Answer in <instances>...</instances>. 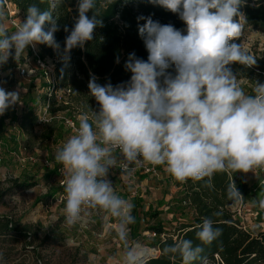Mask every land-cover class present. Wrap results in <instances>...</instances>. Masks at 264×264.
Wrapping results in <instances>:
<instances>
[{
	"label": "clouds",
	"instance_id": "obj_1",
	"mask_svg": "<svg viewBox=\"0 0 264 264\" xmlns=\"http://www.w3.org/2000/svg\"><path fill=\"white\" fill-rule=\"evenodd\" d=\"M45 2L48 8L42 10L39 3ZM104 2L110 6L115 0ZM146 2L178 15L185 28L161 24L152 15L137 16L147 60L129 53L124 69L131 76L115 86L110 81L101 85L96 76L91 77L88 88L99 111L91 109V116L85 113L75 134L54 156L65 177L64 224L72 228L88 208L109 215L117 224V237L125 242V264H137L140 259L137 250L127 245L129 225L135 223L134 204L116 193L107 178L110 170L119 165L131 176L135 167L148 163L163 166L174 179L187 182L217 172L231 175L264 168V83L255 82L250 95L230 67L256 64L241 44L231 42L242 34L240 9L246 0ZM39 3L28 6L26 19L14 32H9L0 12V66L9 59L17 61L29 46L59 47L54 12L64 0ZM76 9L71 31L64 28L66 54L82 48L93 39L94 30L104 26L98 0H77ZM18 103V91L0 87V116ZM226 194L234 202L244 198L233 179ZM258 203L264 209V199ZM197 228L201 244L179 240L166 245L164 253L179 254L183 264L201 258V245L211 244L221 229L210 217Z\"/></svg>",
	"mask_w": 264,
	"mask_h": 264
},
{
	"label": "trees",
	"instance_id": "obj_2",
	"mask_svg": "<svg viewBox=\"0 0 264 264\" xmlns=\"http://www.w3.org/2000/svg\"><path fill=\"white\" fill-rule=\"evenodd\" d=\"M7 1L16 6L24 20L27 17L28 6L32 3H39V0ZM76 3L77 0H64L62 6L54 12L60 29L54 33L55 41L59 45L58 48L38 44L36 45L37 51L33 52L31 46L28 47L29 55L33 54V58L36 60L45 62L47 58L54 59V68L51 72L41 71L43 77L41 83L45 93L39 97V102L41 105L47 106L49 115L62 114L61 130L63 132H68L65 119L72 120L79 126L80 119L78 118H83L85 113L91 116V109L99 111L100 106L95 98L90 95L88 88L89 80L93 75L98 78L97 83L103 85L110 81L115 86L127 81L131 76V73L124 69V62L129 53L134 51L138 57L147 60L148 53L138 35L137 16L152 15V18L161 24H172L180 30L185 28L184 22L179 19L178 15L148 4L146 0L143 2L142 0H127V3L125 0H115L110 6L106 5L104 0H98V10L101 13L100 18L103 20L104 26L97 27L94 30L93 39L87 41L82 48L76 47L66 54L65 37L68 33L64 31V28L67 27L71 31L74 25L75 17L78 15ZM39 6L42 10L48 8L46 2L39 3ZM240 11L244 14L241 17L244 26L264 33V0H246ZM0 12L7 20L8 13L4 3L0 6ZM92 14L91 11L87 13L89 17ZM139 23L142 24L144 21ZM49 27L50 25L46 23L45 31ZM8 30L9 32L16 31L13 25L8 27ZM259 54L261 57H254L256 64L253 66L233 63L237 69L247 72L252 83V89L254 83L257 82L254 81V77H257L260 83H264V51ZM117 57H119V63L116 62ZM3 69L8 70L10 67ZM46 75L53 80L54 91L51 94L46 91L51 86V82L45 78ZM14 76L13 73L7 74L0 78V81L8 84L14 80ZM22 84L19 86L26 89ZM252 89L250 95L254 94ZM29 102L26 101V105L22 104L20 110L23 112L26 107V112L22 113L21 117L16 112V106L0 116V155H2L0 161L12 163L15 157L9 154L12 152L17 154L20 147L18 137L8 135L5 120L8 118L14 126L17 125L21 129H26V124L32 128L35 122L37 123V114L34 111V104L37 100L31 98ZM48 134L50 138L53 137V132ZM5 158L7 161L4 160ZM27 162L31 164V167H28V170L24 169L17 178L11 179V185L3 188L0 181V200L5 194L36 186L37 181L41 178L49 180L53 174L58 175L59 167L55 164L49 169L44 162L39 165V163L32 162L30 158L27 159ZM40 171L43 172L42 177H40ZM170 177L172 176L170 175ZM232 179L244 197L242 201L250 200L253 196L251 187H248L244 175L237 176L235 172L231 175L217 172L200 181H178V186L182 188L179 192L180 199L178 201L181 205L188 206L192 215H181V218L173 220V230L170 232H166L165 222L162 221H158L155 225L145 229L152 235L149 241L150 247L156 248L158 253L142 264H183L179 254H165L163 249L166 245H172L179 240H191L194 245L201 244L196 238V232L199 230L197 226L202 223L205 217H210L214 221V226L221 229V234L211 244L201 245L204 249L201 258L194 261L193 264L207 262L213 264H264V229H258L253 233L250 229L243 228L240 219L233 215L228 208V206L236 203L229 200L226 194L227 186ZM64 183L51 185L38 201L65 196ZM137 202L134 203L132 213L135 222L138 221L136 215ZM215 213H219V215H215ZM156 214H151L153 219H157L158 215ZM132 225H129V228ZM162 234L164 237H161ZM36 235L37 232L32 230L31 225H22L8 215H0V240L10 236L27 240L35 238ZM131 236L134 238L132 233Z\"/></svg>",
	"mask_w": 264,
	"mask_h": 264
},
{
	"label": "rangeland",
	"instance_id": "obj_3",
	"mask_svg": "<svg viewBox=\"0 0 264 264\" xmlns=\"http://www.w3.org/2000/svg\"><path fill=\"white\" fill-rule=\"evenodd\" d=\"M5 10L7 11L6 7ZM240 20L242 23V18ZM13 21L20 25L24 21V17L20 12L15 17L7 15V20L5 19L6 27L13 25L17 30ZM232 42L241 44L243 49L255 58H260L259 53L264 51V33L244 25L242 34ZM31 49L33 52L37 51V46L31 47ZM8 67L10 69H3ZM230 67L234 75L243 79L248 94H250L252 83L247 72L237 69L233 64ZM53 68L54 59L47 58L45 62H39L33 58V54L29 55V48L21 54L17 61L9 59L7 64L0 66V78L10 73L15 75L14 80L8 84L0 81V86L7 91L19 92L20 103L15 106L20 117L22 113L26 112V107L21 112L22 104L26 105V101L29 102L31 98L37 100L34 104V111L37 116L43 112L44 107L39 102V97L45 93L41 83L43 81L41 71L51 72ZM22 71L23 73H21ZM45 78L47 79L48 76L46 75ZM254 81H258V78L254 77ZM19 84H22L26 89H23ZM61 115H48L44 121L35 122L32 128L26 124V129H21L17 125L14 126L8 118L5 120L8 135L17 136L20 147L17 154L13 152L9 154L15 157L12 163L0 161V181L3 188L11 185V179L20 176L24 169L28 170V167H31V164L27 162L29 158L32 162L39 163V165L47 161L49 169L54 164L60 169L58 175L53 174L49 180L41 178L37 181L38 184L30 189L18 190L15 193L2 196L0 215H8L22 225H31L32 230L37 232V235L35 238L27 240L11 236L1 239L0 264H119L125 262V242L117 237L115 231L117 224L109 215L88 208L82 212L81 221L69 228L64 224L65 196H57L55 199H48L47 201H38L39 198L45 195L51 185L65 182L62 165L55 161L54 156L57 149L73 134L69 129L68 132L61 130ZM51 132H53L52 138L54 140L49 137L48 133ZM4 160L7 161L6 158ZM40 173V177H42L43 172L40 171ZM142 179L143 177H140L139 182ZM171 179L172 185L170 187H168V184L162 186L161 192H163V196L167 195L168 201L165 204L160 203L161 208L157 206L160 201L153 199V193H150L149 190L146 189L144 193H137V191L134 193V189L129 190V192L126 190L119 192L120 189H123V181L115 179L118 181L116 183L114 180L113 187L118 195L130 200L133 204L138 201L136 214L138 221L129 228L128 247L140 246L151 253H156L158 250L149 245L152 235L145 229L155 225L158 221H162L165 222L166 232H170L173 230V220L181 218V215H192L191 209L188 206L181 205L178 201L180 199L179 192L182 188H179L176 179L173 177ZM109 180L111 181V178ZM132 186L134 187V185ZM255 192L254 195L258 199H262L264 197V186L256 189ZM152 213H157V219L152 218ZM263 222L264 209L255 215L250 225V231L253 233L257 231L259 229L257 226ZM68 241H72V243L69 244ZM204 264L213 263L207 262Z\"/></svg>",
	"mask_w": 264,
	"mask_h": 264
},
{
	"label": "built area",
	"instance_id": "obj_4",
	"mask_svg": "<svg viewBox=\"0 0 264 264\" xmlns=\"http://www.w3.org/2000/svg\"><path fill=\"white\" fill-rule=\"evenodd\" d=\"M3 3H4V6L6 7V9L8 11L7 13H8L9 17H15V15L19 14V10L16 8V6L14 4H12L11 2H8L7 0H3ZM13 24L17 28L19 27V25H18L19 23L13 21ZM21 73H23V71ZM237 79H238V83L241 85V87H243L245 89V91L248 93V89L245 86L243 79L238 78V77H237ZM47 80H49V82H51V86L48 87L46 89V91L48 94H51L54 91V87L52 86L53 80L50 78H47ZM43 107H44L43 112H41V114H39L37 116V122H39V123L44 121L46 116L49 115L47 112V109H46L47 106L45 105ZM64 122L66 124V128L68 126L67 129H69L70 132L74 135L78 126L72 120H69V119H65ZM117 155H119L118 152H117ZM45 162H47V161H45ZM45 165H49V163L47 162V163H45ZM163 168H164L163 166H154V165L145 163L143 166L135 167V171L133 172V174L131 176H129V175H127V173L122 172L121 168L118 165L116 168H113L112 170H110L107 178L108 179L111 178V181L114 179H119L121 181H126L127 183H132L134 185L133 189L135 190L134 191V193H135L137 188H138V183H139L140 177L150 178L151 180H156L158 182L160 180L161 170ZM253 171H254L255 175H257L259 177L260 183L264 185V168H256ZM241 175H244V173L237 172V176H241ZM134 193H132V194H134ZM228 208L233 215L237 216L240 219L242 227L245 229H249L250 221L245 216L247 203L244 201L236 202L234 205L228 206ZM161 237H164V234H162Z\"/></svg>",
	"mask_w": 264,
	"mask_h": 264
},
{
	"label": "crops",
	"instance_id": "obj_5",
	"mask_svg": "<svg viewBox=\"0 0 264 264\" xmlns=\"http://www.w3.org/2000/svg\"><path fill=\"white\" fill-rule=\"evenodd\" d=\"M244 176H245V181H246L248 187H251L252 192H253V196L251 197V199L246 201L247 208H246V212H245L246 213L245 216L249 219L250 225H251L253 219L255 218V215H257L258 212H261L263 210L262 208L259 207L258 201L260 199H258L254 195V193H256L255 192L256 189H260L264 185L260 183L259 177L257 175H255L254 171L244 173ZM114 180L111 181L112 184H113ZM115 181H116V183L118 182L117 180H115ZM166 184H168V187H170V185H172V179H171L170 175L163 168L161 170L160 180L158 182L156 180H151L150 178L143 177L141 182L138 183V188L136 191H137V193L138 192L144 193V191H146V189L149 190L150 193H153L152 198L160 201L159 203H157V206L159 208H161L160 203L165 204L168 201L167 195L163 196V194H162L163 192H161L162 186H164ZM132 185H133L132 183H127L126 181H123V189H120L119 192H124L125 190L127 192H129L130 189H133ZM180 187L181 186H179V188ZM116 188H118V187H116ZM176 189H177V187H176ZM262 199H264V197ZM181 221H183V220H181ZM257 227H259V229H264V222L260 223L259 226H257ZM249 229H250V227H249Z\"/></svg>",
	"mask_w": 264,
	"mask_h": 264
},
{
	"label": "bare ground",
	"instance_id": "obj_6",
	"mask_svg": "<svg viewBox=\"0 0 264 264\" xmlns=\"http://www.w3.org/2000/svg\"><path fill=\"white\" fill-rule=\"evenodd\" d=\"M135 249L137 250V253H138L139 257H140L139 261H140L143 257H146L148 254L151 253L149 250H146L145 248H142V247H140V246H135ZM139 261H138V262H139ZM115 264H117V263H115ZM119 264H125V262H124V263H119Z\"/></svg>",
	"mask_w": 264,
	"mask_h": 264
},
{
	"label": "water",
	"instance_id": "obj_7",
	"mask_svg": "<svg viewBox=\"0 0 264 264\" xmlns=\"http://www.w3.org/2000/svg\"><path fill=\"white\" fill-rule=\"evenodd\" d=\"M157 253H158V252L148 254L146 257H143L139 262H137V264H142V263H144V262H145L146 260H148L149 258L156 256Z\"/></svg>",
	"mask_w": 264,
	"mask_h": 264
}]
</instances>
